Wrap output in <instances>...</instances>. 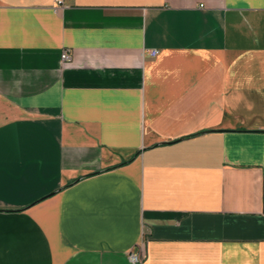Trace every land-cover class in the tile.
I'll list each match as a JSON object with an SVG mask.
<instances>
[{
  "label": "crops",
  "instance_id": "0c3cea01",
  "mask_svg": "<svg viewBox=\"0 0 264 264\" xmlns=\"http://www.w3.org/2000/svg\"><path fill=\"white\" fill-rule=\"evenodd\" d=\"M133 254L264 264V0H0V264Z\"/></svg>",
  "mask_w": 264,
  "mask_h": 264
},
{
  "label": "built area",
  "instance_id": "2783aa9c",
  "mask_svg": "<svg viewBox=\"0 0 264 264\" xmlns=\"http://www.w3.org/2000/svg\"><path fill=\"white\" fill-rule=\"evenodd\" d=\"M156 54H157V51H154V50L149 51V55L151 57L156 56ZM60 59H61V64L62 65L68 63L70 61V59H71L70 52L68 50H64L61 53ZM130 261L133 264H141V257H139V255H137V254H133V255L130 256Z\"/></svg>",
  "mask_w": 264,
  "mask_h": 264
}]
</instances>
